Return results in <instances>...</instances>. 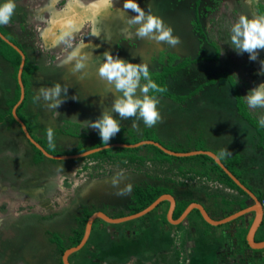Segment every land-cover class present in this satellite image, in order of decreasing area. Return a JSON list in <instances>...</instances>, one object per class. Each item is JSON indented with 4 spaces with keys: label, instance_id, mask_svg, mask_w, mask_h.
Segmentation results:
<instances>
[{
    "label": "rangeland",
    "instance_id": "obj_1",
    "mask_svg": "<svg viewBox=\"0 0 264 264\" xmlns=\"http://www.w3.org/2000/svg\"><path fill=\"white\" fill-rule=\"evenodd\" d=\"M24 1L26 0L20 2ZM162 1L164 0H140L139 8L146 15H153L162 19L164 24L172 29V35L179 38V43L175 46L138 37L136 34L138 26L131 23L137 13L134 11L131 13V9L123 8L124 0H110L107 4L104 0H27V3L30 4L24 8L25 16L28 15L27 20L22 21L18 16L16 20L12 18L13 31L11 32L15 35L17 44L24 51L27 49L30 61L39 66L33 71L34 75L29 78L30 86H26L28 91L26 95L34 103L30 108L36 118L37 126L44 133L48 134L49 130L52 131V138L56 143L57 150L62 152L73 151L75 150L73 148L83 146L85 140L91 139L88 136L95 138L98 135L96 130L87 128V123L89 120L98 118L102 109L110 110L114 99L113 94L109 91L110 85L101 79L97 73L98 64L102 61L105 51L110 52L114 58L147 65L152 78L160 75L161 66L166 64L167 56L171 52L180 56L174 63H177L181 58H198L205 54L214 57V48L202 40L197 32L193 31L191 21L195 15L193 3L196 0H178V4L174 5L175 9L169 3ZM187 1L192 2V5L186 3ZM255 3L264 4V0H201L197 7L200 22L208 41L215 43L219 55L217 59L211 61L202 59L201 62L193 63L188 68L180 69L170 76L164 83L170 92L182 94L193 90L198 84L207 83L209 77L213 78L212 76L219 75L218 73L224 69L232 74L239 92L243 95L242 98L248 90L264 82V74H260L259 62L264 60V50L259 51L256 61H250L247 53L237 54L231 48L230 43V26L237 21L239 16L245 15L249 18L259 16L254 8ZM21 11L22 6L16 5L14 13L20 14ZM188 11L190 16L187 19ZM65 13H69V15L64 17ZM19 24L22 25L21 30L16 29V25L19 26ZM3 26L6 25H0V31H3L2 33H5L10 39L12 35L6 33ZM0 45H2L0 53L7 54L6 44L0 41ZM207 48L208 50H205ZM74 52L77 53L75 57L72 56ZM161 53H166V58H161ZM173 58H175L174 55ZM2 59L4 60V57L0 54V106L4 104V99L9 97L10 94L5 91L8 90V83L13 80L12 71L7 68L6 62ZM77 62H81L85 66L79 71H74ZM26 81H28L27 78ZM219 82L214 81L203 86L194 94L195 98H198L197 100L189 102L186 99L182 105H178V102L171 101L169 98L163 101L156 98L159 101L157 109L161 117L155 125L158 128L155 126L147 127L142 120L136 117L121 120L120 124L134 129L142 128L144 131L147 129L150 135L173 148H182L179 145L182 140H185L186 143H193L196 147L206 148V140L216 137L223 127H225V131L234 132V128H231L230 125H228L229 129L226 130V126L233 116V111H235V108L232 109L234 97L231 94L229 83L223 81L219 84ZM141 83L144 81L142 80ZM55 84H60L62 89H67V96L63 92L61 93L60 99H64V101L57 109L51 106V102L43 100L42 97L37 99L42 89L51 88ZM213 93L217 94L216 97H213ZM94 103L96 108L92 110L89 105L92 106ZM188 104L190 105L189 115L188 110L183 108V106L187 107ZM80 107H82L81 111H73V109ZM249 110L255 117H258V121L264 116V109L249 108ZM113 116L119 120L118 114L113 113ZM244 120H240L241 122L238 123L234 122L238 124V130L249 129L247 123L242 124ZM132 123L137 126L133 127ZM3 127L0 125V138H2L0 140V240L6 235L11 237L13 240L10 245L11 251L4 245L10 253H14V250H17V253L22 251V246L18 242L17 225L22 219L31 217L29 215L45 216L49 215L47 212H50L51 216L46 219L47 224L45 225L47 227L51 225V229H46H50V231H46L47 234L44 236L42 233L32 230L30 227L32 225L31 218H28L26 223L21 225L25 238L34 237L36 240L39 239V242L46 243L52 239L57 241L54 235L61 236L62 227L67 232L69 229L65 230V228H70L75 224L76 218L73 219L70 216L75 213L76 216L74 217H77L80 203L89 204L90 202V205L95 208L98 209L99 207L108 215H112L110 206L127 204L126 202L130 199V195L127 194L132 192V187L136 184L131 180L133 177L131 178L130 174L120 175V173L140 171L147 176V181L166 177L178 181L182 177L181 174H176L177 171L174 167L164 163L122 164L118 161V163H112L107 159L96 161L97 159L89 158H80L67 164L55 163L49 166L45 164L43 167L32 169L22 165L25 162V157L30 153L27 151L28 146L23 137L15 129H12L9 132V139L8 133L5 134L3 131ZM68 130H77L80 134L85 132L87 138L80 135L75 139L68 137L65 133L69 132ZM1 133L4 136L1 137ZM36 133L32 131L33 135ZM230 133L229 135H222L225 136L226 141L223 139L222 142L216 143L218 148L223 146L228 148L227 142L229 141L228 144L230 145L234 141ZM211 145L212 149L213 146H216L213 143ZM256 148L264 149V141L259 145L252 144L248 151L251 153L252 149ZM213 152L217 153L219 157H224L218 149H213ZM241 152L245 154L246 151L244 149L239 150V153ZM261 152L264 154V151ZM34 170L38 172L37 180L44 182V194L42 193L41 196L42 199H46L44 202L47 203L43 205H41L40 199L28 197L20 189V187L28 185L26 184L28 179L34 177ZM103 178H105L104 182L97 181V179ZM92 179H96V182ZM90 181L92 182L88 185ZM128 182L129 185H127ZM130 182L134 184L130 185ZM207 182L203 183L197 180L190 183L187 186L188 193L194 196L197 194L195 191L203 189L208 191ZM245 183L249 184L246 180ZM85 185L87 186L85 187ZM249 187L252 191L259 192L258 187L250 184ZM171 190L175 195L178 194L177 188ZM213 192L216 193L217 190H211L212 194ZM98 194L101 196H97ZM164 207L165 203H160L153 208L154 210L151 209L147 212L146 218L153 222ZM188 218L192 222H196L197 227L202 229L201 226H203V230H205L203 240H196V248L190 250V253H187L185 247H181L179 243L171 246L174 241L177 242L176 236L173 233L169 237V235L158 230L157 228L160 226L158 222L149 223L146 228H142L141 220L132 221V224L139 229H127L124 234L127 239H130L126 240L123 235H118L113 239L104 229L103 232L99 233L101 223L103 228L109 224L97 219L93 222L91 236L89 234L90 238L88 237L86 241L99 247L97 242L100 240V244L105 246L101 248L99 258L82 263L77 256H70L69 261L73 264H117L116 261L111 263L108 258L112 256L117 260H122L127 255L139 254L137 257H131L126 264H219L220 261L215 263L213 259L216 256L213 245L214 243H221V239L224 242L219 232L223 231L225 225L213 226L216 232H212L214 230H211L207 223L202 222L194 210L189 213ZM35 223L37 222L33 221V224ZM168 223L166 224L168 225ZM116 227L118 226L116 225ZM162 228L165 226L163 225ZM162 231L164 230L162 229ZM138 232H140V239L135 238ZM126 234L129 235L126 236ZM165 238L168 240H164ZM20 241L22 240L20 239ZM38 241L34 243L42 245L41 248L46 250L42 252V255L39 253L41 255L39 257L33 255L34 260L39 261V264H56L59 255L53 251L54 244L45 248L43 245L46 243L37 244ZM2 245L0 243V248ZM36 245L34 251L38 250ZM201 245L204 248L199 250ZM4 252L0 250V264H5L4 260L7 254ZM82 252L83 250L79 249L74 255L82 254ZM17 253L15 254L19 256ZM12 257L11 255V259ZM19 259L21 258L17 257L12 261ZM216 259L217 257H215ZM263 260L264 256L256 261L251 260L249 263L263 264ZM12 261L6 260V263L13 264Z\"/></svg>",
    "mask_w": 264,
    "mask_h": 264
},
{
    "label": "trees",
    "instance_id": "obj_2",
    "mask_svg": "<svg viewBox=\"0 0 264 264\" xmlns=\"http://www.w3.org/2000/svg\"><path fill=\"white\" fill-rule=\"evenodd\" d=\"M200 2H201V0H196L194 3V5H195L194 6V14L195 15H194L193 21H191L193 24V30L200 35V38H202V40H204L205 42H208V44L214 48V50H215L214 51V53H215L214 59H217V57L219 55L217 47H216V45H214L213 43H210L208 41L206 33H205L204 28L200 22V18H199L198 12H197V7L199 6L198 4H200ZM254 8L256 10V13L259 16H264V4L263 3H255ZM4 35H5V33H4ZM0 41L5 43L7 46V49H8V51H6L7 54H5V53L4 54L0 53V54H2V56L4 57V60L9 62V65L11 66V69H12V75H13V78H12L13 83L8 84V87H7L8 90L5 91V92L9 93L10 95H8L9 97L6 98V101H5L6 107H7L5 112L0 114V125L4 126L3 131L5 132V134H6V132L8 133L7 137H9V139H10L9 132L12 129H15L16 132L23 137L25 144L28 146L27 151H30V153L28 154V156L25 157V159H24L25 162H23L22 165L25 167L35 169V168H38L41 166L43 167V165H45V164H47L48 166L51 164H55V163H60V164L66 163L67 164L70 162H74L75 160H78L79 158H70V159L49 158V157L45 156L41 152V150L38 149L33 143H31L28 138H26L25 134L23 133V131L20 127V124L16 121V119L12 115V108L19 101L20 94H21V88H20V85L18 84V81H17V73H18L20 62H21V56L16 51V49H14L11 45L6 43L2 39H0ZM9 41L18 45L16 40L13 37H11L9 39ZM1 46L2 45H0V47ZM18 47L25 54L24 64H23L22 71L20 74V78L22 81V85L25 89V93H24L23 99L17 105L15 112H16L17 117L25 125V127H26L27 131L29 132V134L31 135V137L37 143H39L49 154L55 155V156L56 155L80 154L86 150H90L93 148H98V147H102V146L107 145V144L101 142L99 135H97L95 138H93V136H88L91 139H89L88 141L85 140L83 142L84 143L83 146H76L75 148H73V149H75L73 151L69 150L68 152H62L60 150H57L58 148L56 146V143L54 142V139L52 138L51 141H49L48 134L44 133L40 129V127L37 126L36 118H35L34 114L32 113V110H30V106H31L30 104L32 101H30L28 96L26 95V94H28L26 86L27 85L30 86V82H31L29 80V78L34 75L33 71H35L39 66L30 61V57L27 54V49H25L26 51H24V49H22L19 45H18ZM161 55H162L161 58L162 57L166 58V53H161ZM173 55L175 58H173ZM179 57L180 56L178 54L171 52L167 56L166 64L161 66V69L159 71L160 75H158L154 78H152V75H150L151 79L157 84V86L160 89V91H157L154 93L150 92V95L168 96L172 100L177 101L178 105H182L183 102L186 101V99L188 100L192 95L196 94L203 86L208 85L209 83L214 82V81L215 82L227 81V83H229V85H230L231 94L235 100L236 111L241 115L242 118H244L246 120V122L250 126H252L255 129L257 135L261 139L260 141H263V139H264V128L262 127L260 122H258L251 115V113L246 109V107L242 101L239 89H238L237 85L235 84L233 77L229 73L223 72L219 75H216L215 77L212 76L213 78L209 77L210 81L208 80L207 83L202 82V83L198 84L193 90H189V91L184 92L182 94H176V93H172V92L168 91L167 86L164 83H166V80L170 76L174 75V73H176L180 69L188 68L189 65H191V64H193V63H195L201 59H207L210 56H202V57H198V58L192 57L191 59L190 58H187V59L181 58L177 63H174L176 59H179ZM160 61L162 62V60H160ZM26 78L28 79V81H26ZM9 85H11V86H9ZM75 101H77V100H75ZM77 103H78V101H77ZM89 107L93 110L96 108V105L94 103L92 106L89 105ZM207 107H205V108L207 109ZM183 108L187 109V107H184V106H183ZM197 109H200V107H197ZM81 110H82V107H80L79 109H73V111H81ZM38 112H39V110H38ZM74 125H76V124H74ZM120 127H121L120 132H118L109 141L108 144H114V143L135 144V143L142 141V140H152V141L160 143L162 146H164L165 148H167L169 150H172L175 152H181V153L189 152L191 150L208 151L207 149H210L208 147L204 148L202 146L196 147L195 144H193V143L190 144V142L186 143L185 140H182L179 143V145L182 148L177 149V148H173V147L168 146L162 140L157 139L154 136L150 135L149 131L147 129L145 131L142 128L141 129H134V128L128 127L126 125H123V124H120ZM61 128H60V130H61ZM156 128H158V127H156ZM32 131L37 132L36 135H33ZM68 131L69 132H65V133L67 134L68 137H71L73 139H75L79 135L81 137L84 136V138H87L85 132L83 134H80L79 131H77V130L76 131L68 130ZM2 136H4V135L2 134L1 137ZM159 136H161V134ZM0 140H2V138H0ZM11 141H12V138H11ZM211 150L212 149H210V151ZM212 152H213V150H212ZM215 154L217 155V153H215ZM233 156L232 157H219L218 156V158L222 162V164L235 177H238V179L241 181V183H243L247 188H249L251 190V188L248 186V184H246L245 181L242 178H240L239 171H238V176H237L236 175L237 170L234 169V166L236 164H239V162L241 161V156L239 155V153L236 155H233ZM81 158H89V159H94V160L97 159L96 161H103V160L107 159V160H109V162L115 163L118 161V162H121L122 164H126V163H128V164H132V163L133 164H135V163H138V164L139 163H162L163 162V163L168 164L170 167L177 168L178 169V171L176 172L177 175L181 174L182 177H185V178L188 177L190 179L194 178L196 176L198 178H200V177L201 178L206 177L208 179L215 178L217 181H220V182L227 184L229 187L236 189L238 192H240L244 196L248 197L247 193L235 184V182L214 161V159H212L209 155H207L205 153H197V154H193V155H172V154H168V153L164 152L159 147L150 143V144H142V145L134 146V147L111 145L109 147H104L102 149L93 151V152H91V153H89L86 156L81 157ZM237 161H238V163H237ZM196 162H198V163H196ZM126 173L130 174L131 175L130 177L131 178L133 177L132 179L131 178L130 179L134 183H136V184H134L133 182H130V185L133 183L134 186L132 187V192L131 193L129 192V194H127L128 196L130 195V204H129L128 214L136 213V212L144 209L149 204H151L161 194H165V193L174 194V192L171 190L172 188L174 190V188H175L174 186H185L181 190L183 193H187L188 192L187 186H189V184H190V183H186L184 181H179V180L176 181L171 177H166L164 179L157 178V179H155V182H152V181H147L148 180L147 176H145L140 171H136V172L134 171V173L133 172H125L124 174H126ZM33 174H34V177H32L31 179H28L26 181V184H28V185L20 187V189L23 193H25L26 196L32 197L35 199H40V203H41V205H43L45 203L44 201L46 200V199H42L43 197L41 196L42 193L44 192V185L43 184H40V186L35 185V183L37 182L38 172L36 170H34ZM137 183L141 186H139ZM127 185H129V182L127 183ZM256 195L259 199H262L264 197V190L259 191L258 193H256ZM178 200L179 201L176 205L175 212L173 213L174 218L181 214V212L188 205V203L191 202L192 199H186V198L182 199V198L178 197ZM90 204H91L90 202H89V204L85 203V202L80 203L78 205V213L79 214L77 215V217H74V216H76L75 213L71 214V216H70V217H73V219L76 218L75 224L70 226V228H65V230L69 229V230H67V232L64 231L63 227L61 230L59 229L62 232V233L60 232L61 236L58 234L54 235V237L57 239V241L52 239V240L47 241V243L46 242H39L38 241L39 239L36 240L34 237H32V238L31 237L30 238L24 237L23 229H22L21 225L23 223H26L25 221L28 218H31V220H32L31 221L32 225H30V227H32V230L42 233V236L47 234L46 231H50V229H51V225H49L48 227L45 225V224H47L46 219H48L46 216L29 215L31 217H26L25 220L22 219L20 222H18V225H17L18 238H19L18 242L20 244H24V245L25 244H27V245L28 244H35L34 243L35 241H38L37 244H45V243L46 244H54V246H53L54 250L53 251L55 253L57 252V254L59 255L58 261L56 264H63L62 259H61L62 253L64 252L65 249L72 247V246H76L80 242V240L83 236V233H84V228H85V224H86L88 217L94 211L98 210L97 208H95L94 206H92ZM243 207L244 206L242 204L240 206V208H243ZM193 210L201 218V215H200L198 209H193ZM161 217H162V220H161L162 222L168 223V221L166 220V217H165V213L161 214ZM97 219L100 220L101 222H104L100 218H97ZM97 219H95V221ZM33 221H36L37 223L33 224ZM145 222L146 221H144L142 223V225H144ZM263 223H264V220H263ZM48 228H50V229L46 230ZM246 231H247V228H245L242 231V234L239 237L240 238L239 243L242 244L240 247L241 249L248 246L246 243V239H245ZM69 233H70V235H69ZM262 238L264 239V236ZM20 239L22 241H20ZM0 243L3 244L2 248H0V250L5 251L4 254H7V257L4 260V263L7 264L6 260L9 262L11 260V255L15 256L16 255L15 253H17V250H14V253L9 252V251H11L10 245L13 243V240H11L10 236L6 235L5 237H3L0 240ZM4 245L7 247V249L9 251H7L6 247H4ZM38 246L42 247V245H38ZM74 253L71 256H73ZM12 258H14V257H12ZM33 260H34V258H33ZM88 261L90 262V260H88ZM27 264H29V263H27Z\"/></svg>",
    "mask_w": 264,
    "mask_h": 264
},
{
    "label": "crops",
    "instance_id": "obj_3",
    "mask_svg": "<svg viewBox=\"0 0 264 264\" xmlns=\"http://www.w3.org/2000/svg\"><path fill=\"white\" fill-rule=\"evenodd\" d=\"M20 1L21 0H14L15 5H21L22 6V11L20 12V14H18L17 12L14 13L12 18H14V20H16V18L18 16L22 21H24V20H27V16H28V15L25 16L24 8L26 5L29 6L30 4L27 3V0L22 2V3ZM133 2L138 3V6H140V0H133ZM162 2L169 3L170 5L173 6V9H175L174 5L178 4L179 1L178 0H164ZM186 3H188L189 5H192V2L187 1ZM193 6H195L194 3H193ZM176 11H179V9H176ZM131 13H133V11ZM131 13H130V15H131ZM66 15H69V13H65L63 16L67 17ZM189 16H190V14L188 11L186 18L188 19ZM55 23H56V20H55ZM16 27H17L16 28L17 30H21L20 27H22V25L19 24V26L16 25ZM3 28L5 29L4 31H6V33H10L12 36H15L11 32V31H13V29H12L13 28V20L12 19H11V22L8 25L3 26ZM18 43H19V41H18ZM211 43H213L215 45L214 42H211ZM205 50H208V48ZM204 56H207V55L205 54ZM3 61L6 62L7 68L10 71H12L11 66L9 65V62H7L6 60H3ZM223 72H227L232 76V74L226 69L220 71L219 73H223ZM9 83L12 84L13 81L11 80ZM9 86H11V85H9ZM223 94H225V93H223ZM216 95L217 94L213 93V97H216ZM240 95H241V93H240ZM158 97L159 96H157L156 98H158ZM167 97L168 96H164V97L160 96L159 99H161L163 101ZM242 97H243V95H241V98ZM197 99L198 98H195V95H194V96H192V98H189L188 101L191 102V101L197 100ZM169 100L173 101L170 98H169ZM5 101H6V99H4V104L0 106V114L6 110ZM242 101H243L246 109L251 113V111L249 110V107H248L246 101L244 100V98H242ZM166 103L169 104L168 102H166ZM189 104L187 105L188 115H189V108H190ZM233 108H235V111H236L235 100H234V104H233L232 109ZM235 111H233V116L231 117L232 121L230 120L226 126V130H227V128L229 129L228 125H230L231 128H234V132H232L230 130L225 131V127H223L222 130L217 134L216 137H213L211 139L208 138L206 140L207 147L212 149L211 143L216 145V143L218 144V143L222 142L223 139L225 140V136H222V135H225V134L229 135V133L231 132L230 135L234 138V141L230 145L228 144L229 141L227 142L226 145H228V148H224V146L218 148V146L216 145V146H213V149H218V151H220V153L223 154L224 157H232L233 155L238 154L239 150L244 149L247 153L246 152H245V154H243V152L239 153V155L241 156V161L239 162V164H236L234 166V169L237 170L236 175L238 176V171H239L240 178H243L244 181L246 180L250 185H253L254 187H258L259 191H263L264 190V154L261 151H264V149H262V150H259L258 148L252 149L251 153L248 151L249 147H251L252 144L259 145L262 141H260L261 139L257 135L255 129L252 126H250L241 117V115L237 111L235 113ZM207 114H210V113L207 112ZM251 115L256 120L258 119V117L257 116L255 117L253 115V113H251ZM240 120H244V122H242V124L247 123L248 126H250V127L247 126V128H249V129L238 130V124H236V123L241 122ZM234 122H236V123H234ZM234 124H236V125H234ZM262 127L264 128V126H262ZM248 132H251V133H248ZM263 141H264V139H263ZM210 149H207V150L210 151ZM212 150H211V152H212ZM191 151H194V150H191ZM254 154H255V156H254ZM190 155H193V154H190ZM252 159H254V160H252ZM237 163H238V161H237ZM164 164H166V163H164ZM174 169L176 171H178L177 168L174 167ZM123 174L124 173H122L121 175H123ZM236 178H238V177H236ZM104 179L105 178L97 179V181L104 182L105 181ZM212 179L216 180L215 178H212ZM93 180H95V182H96V179H92V181ZM152 180H153L152 182H155V179H152ZM38 181L39 180H37L35 185H37V186H40V184L44 185L43 181H41V182L39 181V183H38ZM92 181H90L88 183V185H90ZM214 183H216V188H213V189L217 190L216 193L213 192V194H212L211 191H206L205 189H203V190L195 191V192H197V194L194 196H191L190 193H188V192L183 193L181 189L184 187L174 186L175 187L174 190L177 188L178 194L177 195L171 194L175 200V204H174L173 209L170 210V213H171L170 221L168 219L170 217V214H169V217L167 216L170 203L167 199H164L157 204V205H159L162 202L166 203L165 207L163 209H161L159 212V215H157V217H156L157 219H154L153 222H151L148 218H146L145 215L147 213H145L139 217L128 218V219L126 218L125 219L124 217L129 215L128 212H129L130 199L126 202L127 204L124 203L122 205H116V206H114V205L110 206L109 205L111 208V214L112 215H108L104 210H100L98 207V210H96L95 212L102 211L103 213H105L106 215H108L110 217L122 218V219L115 221L113 223H108L107 221L103 220L104 222H106L109 225H106L103 228V226H102L103 224L101 223L99 226L98 232L99 233L103 232V229H104L107 231L109 237H111L113 239L116 238L118 235H123V237L126 240H129L130 238L127 239L125 237L124 233L127 229H132V228L136 229L137 228V226L132 224V221H134V220L140 221L141 220V224L144 221H146L142 227V228H146L149 223H157V222L160 223L161 222V214L165 213V217H167L169 224L173 226V229H174L173 232H174V235L176 236V241H177V242L174 241V243L171 244V246L179 243V244H181V247H185L187 253H190V250H194L196 248V240L202 241L203 240L202 237H204V233H205V230H203V228H204L203 226H201L202 229L200 227H197L196 222H192L188 218L189 213L193 209H198V208L193 207L183 218H180V220H178V218L180 217L181 214L174 218L173 213L175 212L176 205L179 201L178 197L182 198V199H185V198L186 199H192L190 203L200 204L204 208V210L206 211V213L208 214L210 219L217 221L215 223H209L208 221L204 220L202 218V216H201V218L199 217V219L202 220V222H205L209 225L211 230H214L212 232H216V230L213 229L214 228L213 226L220 227L222 225H225V228L223 229V231L219 232L221 235V238H223L224 242H222V239H221V243L220 242L214 243V245H213V247H215L214 248L215 252L214 251L213 252L216 255L215 257H217L216 260H215V257L213 258L215 263L220 261L219 264H250L249 263L250 260H246V259H242L241 263H237L238 262V249L237 248H238V245L240 244L239 243V241H240L239 237L242 234V231L245 228H247V231L245 234V238H246L250 224L257 217V208H256L257 205L255 203V200L248 193H247L248 197H246L243 194H241L240 192H238L236 189L229 187L227 184H225L223 182L214 181ZM249 184H248V186H249ZM86 186L87 185H85V187ZM219 187H220V189H219ZM178 189H180V190H178ZM222 191H223V193H221ZM252 192H254V191H252ZM254 194L256 195V192H254ZM97 196H101V195L98 194ZM256 197H257V195H256ZM176 199H177V202H176ZM217 201H218V203H217ZM45 203H47V202H45ZM190 203H188V204H190ZM242 204L244 207L240 208V206ZM97 206H98V204H97ZM63 210H65V209H63ZM241 210H243V211H241ZM259 210H260V222H259V225L257 226V228L253 234V239L256 242L264 241V239L262 238L264 236V229L263 230L261 228L259 229V227L263 223V219H264L263 218L264 217V211H263V208H261L260 203H259ZM47 213L49 215H45V216L49 219L51 214H50V212H47ZM132 214H134V213H132ZM200 215H201V213H200ZM171 219H174V220H171ZM94 221H95V219L93 220V222ZM93 222L91 225L90 236H91L92 229H93ZM116 225L118 227H116ZM263 225H264V223H263ZM116 228H118V229H116ZM138 229L139 228H137L136 230H138ZM139 233L140 232H138L137 235H135L136 236L135 238L140 239ZM128 235L129 234H126V236H128ZM133 239H134V237H133ZM216 239H217V236H216ZM164 240H168V238H165ZM97 243H98L99 247H96L95 244H91L89 241H86L84 246H82V248L80 249V250H83L82 254L79 253V254H75L73 256H77L79 261L82 263H85L86 261L88 262V260H90V261L94 260V258L98 259L99 255L102 251L101 248L105 247V246H102V244H100V240H98ZM246 243L250 247L247 240H246ZM15 245H16V243H15ZM35 245L36 244H28V245L27 244H25V245L21 244L22 251L20 253H23L24 256L27 255L30 258H33V255H37L38 257L41 256L42 252L45 251L46 249H43V248H41V246L37 245L36 248L38 250L34 251ZM44 246L45 247L50 246V244H46ZM202 248H204L203 245H201L199 250ZM105 250H106V248H105ZM39 253H41V255ZM138 255L137 254H134V256L127 255L126 258H123L122 260H117L116 258L110 256V258H108V261H110L111 263L116 261L117 264H126V263H128V260H130L131 257H137ZM10 261H12V260H10ZM34 261H36V260H34ZM12 263L13 264H26L25 260L23 258L19 259L18 261L17 260L12 261ZM263 263H264V261H263ZM31 264H39V261H36L34 263H31ZM71 264H73V263H71Z\"/></svg>",
    "mask_w": 264,
    "mask_h": 264
},
{
    "label": "clouds",
    "instance_id": "obj_4",
    "mask_svg": "<svg viewBox=\"0 0 264 264\" xmlns=\"http://www.w3.org/2000/svg\"><path fill=\"white\" fill-rule=\"evenodd\" d=\"M15 8L16 5L14 0H0V25H8L11 22L12 16L15 12ZM123 8L131 9L132 11L137 13L131 23L138 26L136 30V34L138 37L148 38L156 41L157 43L165 42L170 46H175L179 43V38L172 35V29L166 26L162 19L153 15H146L139 8L138 4L133 2V0H124ZM0 34L5 37L7 41H9V39L1 31ZM12 37L17 41L15 36ZM1 39L8 43L3 38ZM230 43L232 45L231 48L237 54L247 53L250 61H256L259 51L264 50V16H253L251 18L245 15L239 16L237 21L230 26ZM76 55L77 53L75 52L72 54L73 57H75ZM213 59L214 57L212 58L210 56L209 58L204 60L211 61ZM201 61L202 59L195 63H199ZM259 62L261 67L260 74H264V60H260ZM84 66L85 65L83 63L77 62L74 71H79ZM97 73L101 79L105 80L107 84L110 85L109 91L114 96V99L110 106V110L102 109L101 115L98 118H96L95 120H89L87 123V128H91L98 132L101 142L108 144L109 141L118 132H120L121 120L136 117L142 120L145 126L152 127L156 125L157 122L161 119L160 113L157 109V104L159 103V101L156 99L157 96L160 97L161 95H150V92L154 93L160 91V89L157 84L151 79L147 65L143 63H131L120 58H114L113 55L110 54V52L105 51L103 53L102 61L98 64ZM142 80L145 82L141 83ZM220 83L222 82L220 81L219 84ZM22 90L23 96L17 102L18 104L24 97L25 89L23 85ZM62 92L65 96H67V89H62L60 84H55L51 88L42 89L40 96H38L37 99H40L42 97L43 100L51 102V106L57 109L59 105L64 101V99H60ZM244 98L249 108L264 109V82L248 90ZM32 100H34V98H32ZM32 104L34 103L31 102L30 105ZM113 113L118 114L119 120L114 118ZM259 122L262 126H264V116L260 118ZM136 126L137 125L134 123L133 127ZM48 138L49 141H51V130L48 131ZM84 156L86 155L74 158L80 159ZM70 158L71 157L63 159ZM202 178L211 182H220L217 180L208 179L206 177ZM259 202L261 204V199H259ZM261 207L264 211V206L262 204ZM73 253L68 256V261L69 257ZM17 254H19V256L12 255L14 257L12 259H15L17 257L23 258L26 264H31L32 262H34L33 258H30L27 255H25V257L23 253Z\"/></svg>",
    "mask_w": 264,
    "mask_h": 264
},
{
    "label": "water",
    "instance_id": "obj_5",
    "mask_svg": "<svg viewBox=\"0 0 264 264\" xmlns=\"http://www.w3.org/2000/svg\"><path fill=\"white\" fill-rule=\"evenodd\" d=\"M1 38H3L4 40L5 37H3L1 34H0ZM7 41V40H6ZM8 44H10L14 49H16V51L20 54L21 56V62H20V65H19V69H18V84L20 85V88H21V94H20V98H22L23 96V90H22V82H21V79H20V74H21V71H22V67H23V64H24V59H25V55L23 54V52L18 48V46H16L15 44L7 41ZM18 104V103H17ZM17 104L13 107L12 109V115L13 117L16 119V121L20 124V127L23 131V133L25 134V136L29 139V141L31 143H33L38 149L41 150V152L49 157V158H55V159H63V158H74V157H80V156H83V155H87L93 151H96V150H99V149H102L104 147H109L111 145H114V146H129V147H134V146H139V145H142V144H154L155 146L159 147L160 149H162L164 152L168 153V154H172V155H190V154H197V153H205L207 155H209L210 157H212L214 159V161L225 171V173L235 182V184L241 188L243 191H245L246 193H248L254 200H255V203L257 205V217L254 219V221L250 224L249 226V229H248V232H247V236H246V240L247 242L249 243V245L253 248V247H257V248H264V241H261V242H255L254 239H253V234L257 228V226L259 225V222H260V210H259V199L256 197V195L251 191L249 190L244 184H242L240 182L239 179H237L223 164L222 162L219 160V158L216 156V154H214L213 152L211 151H203V150H194V151H190V152H185V153H181V152H175V151H172V150H169L167 148H165L164 146H162L160 143L158 142H155V141H152V140H142V141H139L135 144H120V143H114V144H107L105 146H102V147H98V148H93V149H90V150H87V151H84L80 154H73V155H51L49 154L39 143H37L32 137L31 135L29 134V132L27 131L25 125L23 124V122L17 117L16 113H15V108L17 106ZM164 199H167L170 203V206H169V211H168V214L167 216L169 217V214H170V217L168 218L169 221H170V218H171V213H170V210L173 209L174 207V204H175V200L173 198V196L171 194H168V193H165V194H161L160 196H158L151 204H149L147 207H145L144 209L134 213V214H129L127 216H125L124 218L128 219V218H134V217H139L145 213H147L148 211H150L151 209H153L159 202H161L162 200ZM193 207H196L199 209L202 217L204 220L208 221L209 223H215L217 221H214L212 219H210V217L208 216V214L206 213V211L204 210V208L198 204V203H190L186 206V208L183 210V212L181 213L180 217L178 218V220H180V218H183ZM262 208V207H261ZM256 210V209H255ZM243 211V210H241ZM100 218L104 221H107V222H115V221H118L122 218H112L108 215H106L105 213H103L102 211H97V212H93L87 219L86 221V224H85V228H84V233H83V236L80 240V242L76 245V246H72V247H69L67 249L64 250V252L62 253L61 255V259H62V262L63 264H70L69 261H68V256L79 250L86 242L89 234H90V231H91V225H92V222L94 219L96 218ZM171 220H174V219H171Z\"/></svg>",
    "mask_w": 264,
    "mask_h": 264
},
{
    "label": "flooded vegetation",
    "instance_id": "obj_6",
    "mask_svg": "<svg viewBox=\"0 0 264 264\" xmlns=\"http://www.w3.org/2000/svg\"><path fill=\"white\" fill-rule=\"evenodd\" d=\"M176 202H177V199H176ZM264 218V217H263ZM264 220V219H263ZM152 224V223H151ZM160 224V226H158L159 228H157L158 230H160L162 233H165V234H167V235H169V237H171L172 235H173V231H174V229H173V226L172 225H170V224H166V223H164V222H160L159 223ZM165 226V228H162V226ZM264 229V225H263V223L260 225V227H259V229ZM162 229L164 230V231H162ZM258 229V230H259ZM257 230V231H258ZM256 242V241H255ZM240 245V244H239ZM238 245V263H241V261H242V259H246V260H252V261H256V260H258V259H260V258H263V256H264V248H257V247H249V246H247V247H244V248H240L241 247V245L239 246ZM264 261V260H263ZM264 264V263H263Z\"/></svg>",
    "mask_w": 264,
    "mask_h": 264
},
{
    "label": "built area",
    "instance_id": "obj_7",
    "mask_svg": "<svg viewBox=\"0 0 264 264\" xmlns=\"http://www.w3.org/2000/svg\"><path fill=\"white\" fill-rule=\"evenodd\" d=\"M180 181H184V182H186V183H193V182H195V181H202L203 183H205V182H207V180L206 179H204V178H198L197 176L196 177H194V178H188V177H180V179H179ZM208 184H207V190L208 191H211L213 188H216V183H214V182H211V181H208L207 182ZM218 185V184H217ZM219 189H220V187H219ZM261 204L264 206V198H262L261 199Z\"/></svg>",
    "mask_w": 264,
    "mask_h": 264
},
{
    "label": "snow or ice",
    "instance_id": "obj_8",
    "mask_svg": "<svg viewBox=\"0 0 264 264\" xmlns=\"http://www.w3.org/2000/svg\"><path fill=\"white\" fill-rule=\"evenodd\" d=\"M104 2L107 4V3H109V2H110V0H104Z\"/></svg>",
    "mask_w": 264,
    "mask_h": 264
}]
</instances>
